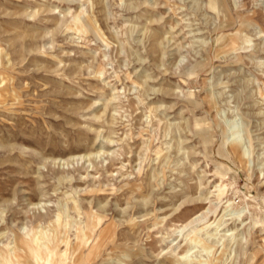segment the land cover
Returning a JSON list of instances; mask_svg holds the SVG:
<instances>
[{"label":"rangeland","instance_id":"rangeland-1","mask_svg":"<svg viewBox=\"0 0 264 264\" xmlns=\"http://www.w3.org/2000/svg\"><path fill=\"white\" fill-rule=\"evenodd\" d=\"M50 256L264 264V0H0V264Z\"/></svg>","mask_w":264,"mask_h":264},{"label":"bare ground","instance_id":"bare-ground-1","mask_svg":"<svg viewBox=\"0 0 264 264\" xmlns=\"http://www.w3.org/2000/svg\"><path fill=\"white\" fill-rule=\"evenodd\" d=\"M22 251H24L25 253L28 254V257L25 258L26 262H30V260H33L34 261V257L37 256V254H35V251L32 250L30 247H29V244H24L22 245ZM35 249V248H34ZM60 257V256H59ZM48 261L49 264L52 263L53 261V258L50 256L48 257V259H46ZM59 261V260H58Z\"/></svg>","mask_w":264,"mask_h":264}]
</instances>
